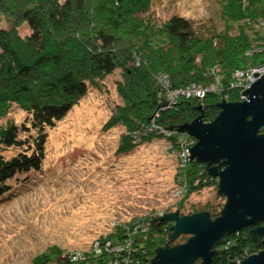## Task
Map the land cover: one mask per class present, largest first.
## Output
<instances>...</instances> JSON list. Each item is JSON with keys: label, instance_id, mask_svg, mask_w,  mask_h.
Segmentation results:
<instances>
[{"label": "trees", "instance_id": "1", "mask_svg": "<svg viewBox=\"0 0 264 264\" xmlns=\"http://www.w3.org/2000/svg\"><path fill=\"white\" fill-rule=\"evenodd\" d=\"M153 1L0 0V193L17 173L40 169L47 129L119 69L120 102L108 126L122 124L132 132L129 139L142 143L165 139L179 149L185 123L199 115L212 121L222 101L241 100L246 75L236 72L264 64V0H218L223 23L200 27L176 14L160 21L151 15ZM21 26L29 29L24 35ZM191 85L210 90L175 102L167 94ZM15 107L26 113L21 126L4 121ZM150 125L154 131L145 129ZM30 130L36 135L21 140L20 133ZM10 149L18 151L8 157ZM208 169V163L189 160L178 174L190 186L184 198L219 185ZM152 215L141 226L137 218L118 221L87 249L53 245L33 264H151L173 233L172 221ZM258 226L226 233L213 247L214 263L263 250L264 236L253 232Z\"/></svg>", "mask_w": 264, "mask_h": 264}, {"label": "rangeland", "instance_id": "2", "mask_svg": "<svg viewBox=\"0 0 264 264\" xmlns=\"http://www.w3.org/2000/svg\"><path fill=\"white\" fill-rule=\"evenodd\" d=\"M175 14L193 20L196 27L223 23L218 0L153 1L151 15L160 21ZM28 31L21 26V34ZM120 79L122 69L110 74L100 89H91L63 120L47 129L39 170L19 172L5 181L9 189L0 193V264H33L34 257L53 245L69 251L87 249L118 221L154 212L163 216L180 209V216H185L206 211L214 218L223 210L227 196L220 193L218 184L184 198L190 186L185 176L183 181L177 176L183 172L181 164L165 139L142 143L139 137L128 138L132 132L126 126H108L120 102L116 89ZM170 90L167 94L174 98L176 91ZM194 91L190 87L189 94ZM25 115L15 107L4 121L12 119L21 126ZM145 129L154 131V126ZM30 134L36 131L21 132V140ZM127 138L131 147L125 144ZM17 151L4 154L9 157ZM185 235L171 245L186 242L190 235Z\"/></svg>", "mask_w": 264, "mask_h": 264}, {"label": "water", "instance_id": "3", "mask_svg": "<svg viewBox=\"0 0 264 264\" xmlns=\"http://www.w3.org/2000/svg\"><path fill=\"white\" fill-rule=\"evenodd\" d=\"M243 95L239 101H222L212 121L199 115L181 127L198 140L188 157L212 166L209 174L220 178L219 191L227 202L214 218L208 212L160 216L174 222L171 241L181 234L190 237L159 248L151 264H215L213 247L226 233L258 223L253 232L264 236V75ZM228 264H264V249Z\"/></svg>", "mask_w": 264, "mask_h": 264}, {"label": "built area", "instance_id": "4", "mask_svg": "<svg viewBox=\"0 0 264 264\" xmlns=\"http://www.w3.org/2000/svg\"><path fill=\"white\" fill-rule=\"evenodd\" d=\"M262 66H264V64H261L258 66H252L251 68L247 69L246 71H238V72H236L235 76L241 77L242 75H246L245 80L247 83L245 84L246 86H244V87L248 89L252 85V83H254L255 80L260 77L261 73L264 72V68L260 69ZM190 87L195 89L193 95H203L205 92V90L202 88V86L191 85V86L185 88L184 91L183 90H177L174 94V98L170 96L172 98V101L175 102L178 99V96L181 94H183L185 96H193V95L189 94ZM178 142H180V146H179L180 150L177 148H174V146H172V144L169 145V150H170V152L176 154L177 157L180 159V164H181L180 166L183 169L187 166V164L189 163V160H190V157H188L191 155L189 148L192 147V145L196 142V140L191 134L182 133V136L179 138ZM180 178L183 181V176H180ZM182 181H181V185H182ZM186 181H187V178L185 177L184 182H186ZM182 187L184 189H186L185 186H182ZM184 195H185V192H184ZM141 225H143V224H141ZM238 262H241V259H238Z\"/></svg>", "mask_w": 264, "mask_h": 264}, {"label": "clouds", "instance_id": "5", "mask_svg": "<svg viewBox=\"0 0 264 264\" xmlns=\"http://www.w3.org/2000/svg\"><path fill=\"white\" fill-rule=\"evenodd\" d=\"M188 133H189V132H188ZM189 134H190V133H189ZM192 136H193V135H192ZM193 137L195 138L196 142L192 145V147H193V146L197 143V141H198V140L196 139L195 136H193ZM190 159H196V158H191V157H190ZM203 163H204V162H203ZM222 168H223V167H222ZM222 168H221V169H222ZM178 174H179V173H178ZM178 174H177L178 177L182 176V175L179 176ZM217 177H218V176H217ZM180 179H181V178H180ZM219 181H220V178L218 177V182H219ZM218 186H219V185H218ZM173 224H174V222H173ZM172 231H173V230H172ZM170 240H171V239H170ZM172 241H174V240H172ZM179 244H181V243H179ZM174 245H177V244H174ZM174 245H171V246H174ZM251 255H252V254H251ZM245 258H246V256H244V257H242V258H237V260H234V261L238 262V259H241V261H242V260L245 259ZM238 263H239V262H238Z\"/></svg>", "mask_w": 264, "mask_h": 264}, {"label": "bare ground", "instance_id": "6", "mask_svg": "<svg viewBox=\"0 0 264 264\" xmlns=\"http://www.w3.org/2000/svg\"><path fill=\"white\" fill-rule=\"evenodd\" d=\"M182 132H184V131H182ZM151 216H153L152 213H150V214H146V215H143V216H140L139 218H137V219L140 221V222H138L137 224H138L139 226H141V223L145 221L144 219L147 218L146 220H150L149 218H150Z\"/></svg>", "mask_w": 264, "mask_h": 264}, {"label": "flooded vegetation", "instance_id": "7", "mask_svg": "<svg viewBox=\"0 0 264 264\" xmlns=\"http://www.w3.org/2000/svg\"><path fill=\"white\" fill-rule=\"evenodd\" d=\"M220 110H221V109H220ZM218 114H219V113H218ZM261 131H263V128H262ZM211 167H212V166H210L209 168H211ZM253 225H260V224L257 223V224H253ZM251 226H252V225H251Z\"/></svg>", "mask_w": 264, "mask_h": 264}]
</instances>
